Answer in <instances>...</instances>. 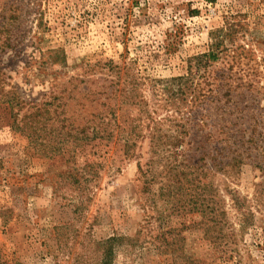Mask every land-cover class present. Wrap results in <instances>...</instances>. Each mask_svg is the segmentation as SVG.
Returning a JSON list of instances; mask_svg holds the SVG:
<instances>
[{"label": "rangeland", "instance_id": "obj_1", "mask_svg": "<svg viewBox=\"0 0 264 264\" xmlns=\"http://www.w3.org/2000/svg\"><path fill=\"white\" fill-rule=\"evenodd\" d=\"M109 61L144 104L122 98L116 138L87 145L57 106L82 100L80 81L109 84ZM191 62L196 92L172 99ZM11 84L57 108L35 148L11 130ZM0 90V264H264V0H0ZM147 113L160 135L183 120L177 158L149 147ZM122 129L140 135L135 157ZM230 133L256 145L213 167V135Z\"/></svg>", "mask_w": 264, "mask_h": 264}, {"label": "trees", "instance_id": "obj_2", "mask_svg": "<svg viewBox=\"0 0 264 264\" xmlns=\"http://www.w3.org/2000/svg\"><path fill=\"white\" fill-rule=\"evenodd\" d=\"M13 19L16 20V17ZM12 27L13 26H10L11 29H7L8 39L5 42L8 48H10L11 50L15 49L16 46V36L14 37ZM208 57L212 59L213 53L205 56V58ZM96 66L99 65H95L94 67ZM101 66V71L109 72L110 75H112L115 79L112 78L109 81V84H105V86L102 87V90H98L99 88L96 85L92 87L93 83L88 86V82L80 81V83H85L87 85L83 90H79L80 85L76 87L78 90L77 94L83 97L82 100L80 102L77 101L76 103L74 102V104L68 105L69 101L71 100V96L70 93H67V96H61L60 103L57 106L62 108L69 106L70 109L76 110V112L78 113V120L79 118H82V121H80L79 124L73 122V125H71V130L73 132H77V135H83L82 138L87 141V145L96 140L110 142L113 141V138H116L115 130L118 129V126L116 125V112H119V101L122 98H129L130 102L128 104L131 105L140 106L144 104L143 101L131 102L132 98L138 97H133L132 90H129L126 85L123 84L126 82V80H123L124 75L122 74L123 70L121 69V66H115L111 61L104 63ZM197 67V65H193L191 62L188 68V74L185 77L174 78L170 81L171 85L169 86V88L170 90H173V92L171 93L172 99L177 100L180 98V100H182L181 97L186 96L185 92H187L186 90L188 89L189 83L191 87H194L193 91L196 92L195 84H198V74L196 69ZM87 68H90V66H87ZM121 81H123V83H121ZM9 86L10 85L8 84V87ZM4 96L6 98L5 104L10 114L11 130L22 132L30 140V143L34 144L33 147L35 148L36 146H38L40 133L43 131V129H40V125L42 123L41 119L46 118L50 120L57 113V108H55L53 112L51 111L55 105H53V103H48L47 101L42 100L44 99V97H46V95H44L40 101H29L25 98L23 99L12 84L9 90L4 94ZM199 98L205 99V96H194L192 101L194 103H197ZM116 100V104L111 103L116 102ZM117 107L119 108L116 109ZM113 109L116 110L114 111ZM144 112L147 111L145 110ZM221 112L222 115L225 114L223 109L221 110ZM70 119L72 118H69V120ZM147 119L149 120V122H144L142 125L146 126V130L148 131V133L144 135V138L147 139V144L149 145V147L153 149H169L171 151L172 157L177 158V156L182 152V147L184 144L182 134L184 133L185 124L183 123V120H181L180 123L177 122V124L173 126L175 128V135L167 136L159 134L160 127H155V120L151 117V115H148V113L146 120ZM112 121H114L113 124ZM224 124L235 127L237 126V124H239V122L231 123L228 120H221L215 125V127L223 129L221 127H225ZM43 126L44 131H46L47 127H45V124H43ZM139 129L140 124L136 125L133 131ZM122 130L124 131L121 133L122 135L120 140L125 149V153L129 157H135V150L138 148L137 144L140 135L136 134L132 139V137H130L131 135L127 134V132L125 134L126 129ZM252 135L253 134L248 135L245 140L248 143L252 142L256 145V142L253 141ZM219 138L220 137L213 135V143H216V145L220 143L223 144L218 149L213 148V151L215 153V155L213 156V161L215 160V163H213V167H217L219 165L221 166V164H223L222 162L216 164V156L222 154L225 151L229 153L228 156L236 154L235 157L230 159V162L242 164L244 160L243 148H245L243 145H246L248 143L243 144L238 142L236 140L237 138H235L234 134L232 133H230L229 136H226L225 139ZM141 142H143V140H141ZM215 227L216 226H214L213 224V229ZM108 254L111 255L110 253Z\"/></svg>", "mask_w": 264, "mask_h": 264}]
</instances>
